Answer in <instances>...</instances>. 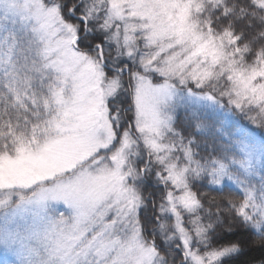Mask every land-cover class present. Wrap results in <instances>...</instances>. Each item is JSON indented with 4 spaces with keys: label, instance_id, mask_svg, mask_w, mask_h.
Masks as SVG:
<instances>
[{
    "label": "snow or ice",
    "instance_id": "snow-or-ice-1",
    "mask_svg": "<svg viewBox=\"0 0 264 264\" xmlns=\"http://www.w3.org/2000/svg\"><path fill=\"white\" fill-rule=\"evenodd\" d=\"M0 249L264 264V0H0Z\"/></svg>",
    "mask_w": 264,
    "mask_h": 264
},
{
    "label": "trees",
    "instance_id": "trees-1",
    "mask_svg": "<svg viewBox=\"0 0 264 264\" xmlns=\"http://www.w3.org/2000/svg\"><path fill=\"white\" fill-rule=\"evenodd\" d=\"M260 241L257 238V246L259 245ZM260 251L259 250H252L249 252L248 255L243 256L240 258V264H245L249 259L254 258V257H259L260 256ZM0 264H12V261L6 260V259H0Z\"/></svg>",
    "mask_w": 264,
    "mask_h": 264
},
{
    "label": "rangeland",
    "instance_id": "rangeland-1",
    "mask_svg": "<svg viewBox=\"0 0 264 264\" xmlns=\"http://www.w3.org/2000/svg\"><path fill=\"white\" fill-rule=\"evenodd\" d=\"M0 259H10V261H13L14 257L10 253H6L0 249Z\"/></svg>",
    "mask_w": 264,
    "mask_h": 264
}]
</instances>
